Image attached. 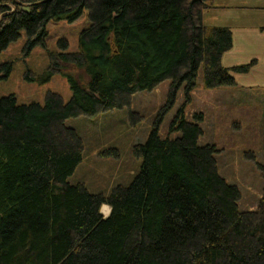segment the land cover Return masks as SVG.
Wrapping results in <instances>:
<instances>
[{
  "label": "trees",
  "instance_id": "1",
  "mask_svg": "<svg viewBox=\"0 0 264 264\" xmlns=\"http://www.w3.org/2000/svg\"><path fill=\"white\" fill-rule=\"evenodd\" d=\"M210 1L0 0V53L21 31L30 49L44 43L50 21L88 17L77 51H48L47 77L63 72L68 101L53 91L43 104L0 97V264H264V186L256 209L240 211L238 187L218 172L219 149L198 142L204 115L184 118L200 70L205 89L233 87L234 74L255 64L222 65L233 37L203 24ZM1 69L6 77L12 62ZM165 80L166 104L132 146L140 167L131 182L108 194L68 182L85 145L66 120L127 107ZM181 87L185 100L170 124L180 135L161 136ZM261 146L264 160V132ZM257 166L264 181V162Z\"/></svg>",
  "mask_w": 264,
  "mask_h": 264
},
{
  "label": "rangeland",
  "instance_id": "2",
  "mask_svg": "<svg viewBox=\"0 0 264 264\" xmlns=\"http://www.w3.org/2000/svg\"><path fill=\"white\" fill-rule=\"evenodd\" d=\"M228 2L211 0L212 8L203 12L202 22L208 27H228L232 32L233 46L221 59L224 67L248 64L250 54L262 51L264 36L257 35L248 39L243 28L247 22L264 23V9L259 10L264 7V0ZM87 23L86 10L72 22L50 21L46 25L44 43L30 49L27 48V36L21 31L20 37L0 53V65L12 62L11 72L6 77L4 69L0 70V97L13 94L19 103L43 104L46 92L53 91L68 101L72 92L63 72L47 77L50 64L48 51H77L79 34ZM61 40L67 41L66 49L59 46ZM258 62L257 69L250 75L254 78L260 76L258 82H264V59ZM69 71L78 78L84 77L78 70ZM249 77L244 76L237 83L248 84ZM197 82L198 86L189 94V103H185L184 118L193 122L195 114L204 115L201 123L203 135L199 138V144L216 145L219 149L216 156L218 172L228 183L238 187L241 194L239 209L254 210L264 186L257 166L264 162L261 146L264 132V88H253L247 98L243 97L241 90H236L237 84L233 87L205 89L201 70ZM169 86L170 80H165L151 91L137 92L131 97L130 105L122 109L67 119L65 124L78 131L85 145L83 160L69 181L84 183L89 191L104 194L119 184L128 185L140 167V160L132 154V146L147 139L166 104ZM184 100L181 87L170 110L162 116L159 126L161 136L174 138L180 135L178 131H170V124ZM130 112L134 115H130ZM249 153L254 159L247 158ZM109 213L110 208L102 215L107 217Z\"/></svg>",
  "mask_w": 264,
  "mask_h": 264
},
{
  "label": "crops",
  "instance_id": "3",
  "mask_svg": "<svg viewBox=\"0 0 264 264\" xmlns=\"http://www.w3.org/2000/svg\"><path fill=\"white\" fill-rule=\"evenodd\" d=\"M225 2L229 3L228 0H225ZM220 5V4H219ZM217 5V6H219ZM219 7H230V6H219ZM261 9H264V7H260L259 10ZM264 16V15H262ZM243 31H245L246 33V36L248 39L252 38V37H256L257 35L259 36H264V23H262L261 21H258V22H247L245 25H244V28H243ZM260 53H262V55L260 56ZM250 61H255V64L250 68V70L245 73V74H234L235 76V79H236V90H241L242 94H243V97L247 98L248 97V93H252V89L253 88H259V89H262L264 88V82H258L259 80V77L260 76H257L256 78L252 77L250 74H252L253 70H256L257 67H258V61L260 59H264V46L262 48V51L259 50L253 54H250ZM249 61V62H250ZM248 62V63H249ZM239 65V64H237ZM237 65H234V66H237ZM243 65V64H241ZM229 67H232V66H229ZM244 76H250L249 77V80L250 82L245 83V84H238L237 80L243 78ZM255 80H254V79ZM257 80V81H256ZM261 83V84H259Z\"/></svg>",
  "mask_w": 264,
  "mask_h": 264
},
{
  "label": "bare ground",
  "instance_id": "4",
  "mask_svg": "<svg viewBox=\"0 0 264 264\" xmlns=\"http://www.w3.org/2000/svg\"><path fill=\"white\" fill-rule=\"evenodd\" d=\"M12 9H13V8H12ZM4 14H5V13L0 14V20H1V18H2V16H3ZM63 100H64V99H63ZM217 156H218V154H217ZM217 158H218V157H217ZM139 160H140V159H139ZM72 175H73V174H72ZM72 175H71V176H72ZM71 176H70V177H71ZM68 182H70V181H69V178H68ZM121 185H122V184H121ZM122 186H127V185H122ZM88 190H89V189H88ZM237 205H238V204H237ZM109 208H110V207H109L108 205H106V204H105V205H101V207H100V212H101V214H102V213H103V214L106 213V212L109 210ZM238 209H239V207H238ZM239 210H240V209H239ZM240 211H243V210H240ZM244 211H245V210H244ZM247 211H250V210H247Z\"/></svg>",
  "mask_w": 264,
  "mask_h": 264
}]
</instances>
